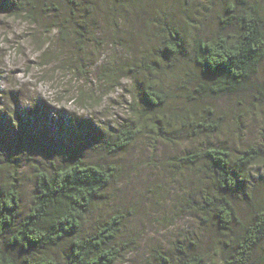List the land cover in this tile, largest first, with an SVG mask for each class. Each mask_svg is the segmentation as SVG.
Returning a JSON list of instances; mask_svg holds the SVG:
<instances>
[{"label":"rangeland","instance_id":"rangeland-1","mask_svg":"<svg viewBox=\"0 0 264 264\" xmlns=\"http://www.w3.org/2000/svg\"><path fill=\"white\" fill-rule=\"evenodd\" d=\"M52 1L0 0V186L7 180L18 182L19 218L31 203L37 169L72 152L87 161L117 166L114 179L94 200L81 230L86 234L111 214H123L115 240L120 254L113 264H177L189 250L203 251L209 264H221L222 246L229 235L264 205V97L258 87L206 96L205 115L217 126L214 131L186 137L178 134L175 121L169 128L161 127L165 134L141 132L128 146L112 153L105 138L123 120L131 119L127 104L135 89L125 71L120 73V84L97 77L102 63L105 68L121 64L138 68L142 59L148 60L151 68L144 70L148 73L170 59L176 62L171 69L189 77L186 87L194 91L198 78H205L201 73L197 76L189 57L194 34L214 33L219 13L230 2H255L264 15V0H135L117 4L116 13L100 4L95 11L97 22L91 24L98 41L88 45L90 55L83 70L76 66V39L75 47L57 39L55 25L69 15L67 1ZM173 23L183 26L182 52L176 56L160 42L164 28ZM67 57L75 58V68L58 61ZM171 69L163 77L169 76L175 86L180 78ZM263 79L264 66L257 80ZM184 99L168 98L155 114H184L188 107ZM212 145L230 151L237 182L233 190L223 192L236 210L227 234L203 207L208 206L205 196L216 198L222 193L211 175L202 164L192 166L179 160L187 150ZM252 148L259 149L256 160L239 164L238 156ZM5 245L0 240V246ZM67 245L65 241L52 252L61 255ZM263 246L264 242L256 251L255 264H264Z\"/></svg>","mask_w":264,"mask_h":264},{"label":"trees","instance_id":"trees-1","mask_svg":"<svg viewBox=\"0 0 264 264\" xmlns=\"http://www.w3.org/2000/svg\"><path fill=\"white\" fill-rule=\"evenodd\" d=\"M66 1L69 15L55 25L57 39L70 41V46L74 47L76 39L79 49L76 66L83 70L85 60L90 55L88 45L98 41L97 33L91 31V24L97 22L96 9L102 4L116 13L117 4H133L135 0ZM113 15L116 22V14ZM219 18L214 33L199 35L196 32L191 39L189 57L198 71L197 76L201 73L205 77L198 78L194 91L186 87L189 77L171 69L176 62L170 59H165L161 67H153L148 73L144 71L151 68L148 60L142 59L138 68L124 64L105 68V63H102L101 75L97 77L99 80L120 84V73L125 71L126 75L131 76L135 89L127 104L131 119L123 120L105 138L107 148L112 153L128 146L141 132L165 134L161 127L169 128L175 121L179 124L178 134L186 137L214 131L217 126L207 121L209 116L205 115L208 110L203 106L206 96L213 98L238 94L243 89L256 86L258 93L264 97V79L257 80L259 70L264 66L263 13L255 2H230L219 13ZM186 23L194 29L195 25L190 20H186ZM181 31L183 26L176 23L164 28L165 34L160 42L172 56L182 52ZM58 61L75 68L73 57ZM170 69L180 78L175 86L169 82V76L163 77L170 73ZM193 74L196 75L195 71ZM170 97L173 100L186 98L184 104L188 107L185 113L155 114ZM161 120L163 125L160 124ZM259 154L257 148L247 149L238 156L239 164H251ZM179 160L192 166L202 164L211 175L222 193L216 198L205 196L208 206L203 207L212 214L218 229L227 234L236 219L235 206L223 193L233 190L237 183L231 167L230 151L221 145L194 148L187 150ZM116 172L117 166L113 163L87 161L72 152L64 154L61 161L37 169L35 191L22 218H19L21 192L18 182L15 179L7 180L6 186H0V240L6 244V248L0 246V264H113L120 254L115 240L123 214H111L97 222L86 234H81V230L94 200L114 179ZM65 241L68 243L65 252L61 255L52 252V248ZM262 242L264 205L254 209L249 220L229 235L222 246L221 264H255L256 251ZM261 256L264 257V254ZM177 264H209V258L203 251L189 250L177 259Z\"/></svg>","mask_w":264,"mask_h":264}]
</instances>
